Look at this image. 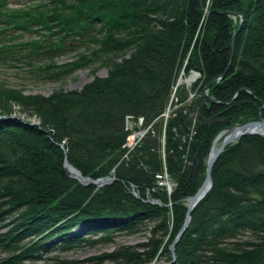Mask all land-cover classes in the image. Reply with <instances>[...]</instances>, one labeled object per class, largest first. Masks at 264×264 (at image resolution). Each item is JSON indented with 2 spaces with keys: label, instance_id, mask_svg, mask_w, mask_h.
<instances>
[{
  "label": "trees",
  "instance_id": "1",
  "mask_svg": "<svg viewBox=\"0 0 264 264\" xmlns=\"http://www.w3.org/2000/svg\"><path fill=\"white\" fill-rule=\"evenodd\" d=\"M8 4L0 0V63L21 62L31 75L55 80L78 68L107 71L80 89L49 95L25 94L0 81V218L8 217L0 221L7 227L0 233L6 253L0 264H36L51 251L111 241L149 222L150 236L138 245L145 249L119 246L87 260L170 262L168 247L184 222L186 197L205 177L206 164L191 177L183 155L192 160L199 151L205 159L219 133L255 120L264 105V0ZM231 41L232 60L218 80ZM68 52L71 60L58 64ZM191 71L199 73L189 87L192 100L176 85L181 72ZM240 88L251 93L243 89L227 104L205 95L225 102ZM168 105L174 107L164 126ZM127 117L150 126L128 152ZM65 158L84 177L114 179L100 187L83 184L64 167ZM163 162L175 182L170 193L152 190ZM211 181L172 264H264V135H244L226 146ZM245 232L252 239H237ZM78 263L54 258L52 264Z\"/></svg>",
  "mask_w": 264,
  "mask_h": 264
},
{
  "label": "rangeland",
  "instance_id": "2",
  "mask_svg": "<svg viewBox=\"0 0 264 264\" xmlns=\"http://www.w3.org/2000/svg\"><path fill=\"white\" fill-rule=\"evenodd\" d=\"M23 1L24 0H10V4L8 6L17 7L18 6L17 2H23ZM70 55H72V52L62 54L59 58H57V63L60 64L70 61L72 58ZM126 56H128V54ZM27 69L28 66H25V64L21 62L11 63V65L0 63V81L4 82L8 86L20 89L25 94L49 95L54 90H57L59 88H61L64 91H68L71 89H80L84 84L92 80L94 76H104L106 75V71H107L106 67H98L95 71H92L90 67L78 68L70 72L68 75H66V77L63 80H55L43 76H37V74L31 75L27 71ZM181 74H183V72H181L179 76ZM189 74L182 75V81L180 85L185 86L188 92V97L189 99H191L193 93H189V87L191 83L195 81L196 78L199 77V75L193 81L188 82L187 79ZM173 101H176L175 97L173 98ZM173 107L174 105L171 106V109ZM171 109H169V105H168L166 110H168L167 112H169ZM33 118L34 117H32L31 119ZM35 120L39 121L36 118ZM132 122H134V120H131V123ZM217 144L219 143L217 142L216 145ZM205 160L206 158L204 159V163ZM167 181L170 187L173 188L175 186V182H173L168 175H167ZM7 220L8 217L0 218L1 223ZM152 225L153 223L151 222L145 223L142 227H140V230L135 233H117L113 236V239L111 241L98 242L92 246L84 244L70 249H65V250L58 249L51 251L47 254H43L42 255L43 260L36 261V264H42L44 261L48 264H52L54 258L75 260L79 262L78 264H110L109 261H104L102 263H99L93 260L89 261L87 259L89 257L97 256L101 253L111 252L116 248H118L119 246H135L140 250L145 249L138 247V245L147 241V239L150 236V228L152 227ZM6 230L7 227H0V233L5 232ZM237 239L250 240L252 238L248 232H245L242 235H240ZM5 255L6 253L0 249V257H3ZM167 263L169 262H166L165 258L162 257L157 261L152 262L151 264H167Z\"/></svg>",
  "mask_w": 264,
  "mask_h": 264
},
{
  "label": "water",
  "instance_id": "3",
  "mask_svg": "<svg viewBox=\"0 0 264 264\" xmlns=\"http://www.w3.org/2000/svg\"><path fill=\"white\" fill-rule=\"evenodd\" d=\"M240 15V14H239ZM240 22L238 25V28L241 25L242 22V16L240 15ZM237 28V29H238ZM235 34L232 36V39L234 38ZM231 46H232V41L230 42V60L228 63L227 68L220 74L217 76V79L220 80L224 77L230 63L232 60V50H231ZM199 73L196 71H192L189 76H188V82L193 81L196 77H198ZM182 81V74L180 76H178L177 82L176 84H180ZM247 90L251 93V91L247 88H240L238 89L235 94L233 95V97L228 100V101H215L212 100L210 96H208L207 93H205L206 97L213 103H221V104H227V103H231L233 100H235L237 98V96L239 95V93L243 90ZM264 108V105H261L258 109H257V115H256V119L255 120H250L247 121L243 124L240 125H235L232 126L231 128L225 129L222 132H224V135L222 137L221 142L215 147V142H213L211 144V147L208 151L207 154V159H206V168H205V177L201 183V185L198 187V189L196 190V192L191 195L186 197L187 200V210H186V215H185V219L184 222L181 226V228L178 230L177 234L175 235L174 239L172 240L171 244L169 245L168 249L171 252V257L172 260L167 263V264H172L176 257H175V252H174V248L176 243L178 242L179 238L182 236L183 232L185 231V229L188 227L189 223H190V213L192 212V210L194 209V207L197 205V203L205 196V194L208 192V190L211 187L212 181H211V170H212V166L216 160V158L218 157V155L224 150V148L230 144L235 143L240 137L244 136V135H251V134H260V135H264V118L261 116V110ZM11 117H17V115L13 114ZM213 117L209 118L208 121H210ZM31 123H35L33 120L31 121ZM221 132V133H222ZM221 133H219L215 140L221 135ZM203 158L201 156H199V151L196 152V154L193 156L192 158V164L190 166V176L192 177L195 169L197 167H200L203 164ZM64 167L67 169V171L69 172V174L71 176H73L74 178H76L77 180H79L81 183L83 184H94L97 187H100L104 184H107L109 182H111L114 177L112 175H106L104 177H100L97 179H91L89 177H84L79 170H77L75 167H73L71 164L68 163L67 159L65 158L64 160ZM136 197H139V194L137 192H134ZM149 201H152L154 199H148ZM157 203H159L160 201L158 199L155 200Z\"/></svg>",
  "mask_w": 264,
  "mask_h": 264
},
{
  "label": "built area",
  "instance_id": "4",
  "mask_svg": "<svg viewBox=\"0 0 264 264\" xmlns=\"http://www.w3.org/2000/svg\"><path fill=\"white\" fill-rule=\"evenodd\" d=\"M138 124H141V118H139V122ZM127 127H131L130 125H128ZM144 131H139L137 133H134L133 135H130V138L128 139L127 143L125 145L129 146L130 148H132L134 145H136V143L140 140V138L143 136ZM193 134V131H191V133L188 136V139L190 140L191 136ZM183 162H184V167H188L191 163V161L187 158V154L183 155ZM156 179H157V184L159 186H166L168 188V190L170 189L169 183L167 181V173L165 171V167H164V171L163 173H158L155 175Z\"/></svg>",
  "mask_w": 264,
  "mask_h": 264
},
{
  "label": "bare ground",
  "instance_id": "5",
  "mask_svg": "<svg viewBox=\"0 0 264 264\" xmlns=\"http://www.w3.org/2000/svg\"><path fill=\"white\" fill-rule=\"evenodd\" d=\"M188 80H189V79H188ZM223 135H224V132H222L221 135L216 139V141H215V146H216L217 141H219V140L223 137Z\"/></svg>",
  "mask_w": 264,
  "mask_h": 264
}]
</instances>
